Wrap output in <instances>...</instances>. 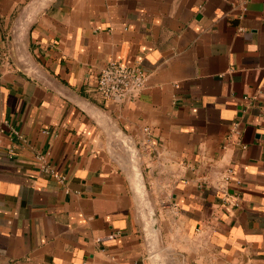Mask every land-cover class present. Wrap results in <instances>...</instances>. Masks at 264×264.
I'll return each mask as SVG.
<instances>
[{
	"label": "crops",
	"instance_id": "crops-1",
	"mask_svg": "<svg viewBox=\"0 0 264 264\" xmlns=\"http://www.w3.org/2000/svg\"><path fill=\"white\" fill-rule=\"evenodd\" d=\"M0 264H264V0H0Z\"/></svg>",
	"mask_w": 264,
	"mask_h": 264
},
{
	"label": "built area",
	"instance_id": "built-area-1",
	"mask_svg": "<svg viewBox=\"0 0 264 264\" xmlns=\"http://www.w3.org/2000/svg\"><path fill=\"white\" fill-rule=\"evenodd\" d=\"M147 83V74L136 66L122 65L116 62H110L102 67L96 76L95 91L106 101L115 103L130 102L137 98L139 93L145 88ZM143 131L148 133V128ZM231 132L239 135L240 123L236 122L231 128ZM13 135L22 140V136L15 129H12ZM39 163V170L43 173L52 175L60 181L62 177L58 176L48 164L45 163L41 155L35 156ZM235 206H239V201L236 198Z\"/></svg>",
	"mask_w": 264,
	"mask_h": 264
},
{
	"label": "water",
	"instance_id": "water-1",
	"mask_svg": "<svg viewBox=\"0 0 264 264\" xmlns=\"http://www.w3.org/2000/svg\"><path fill=\"white\" fill-rule=\"evenodd\" d=\"M141 209V217L143 215L144 221H143V231L144 235L148 244L149 249H154V247L160 245V238L158 237V227L156 226V223L153 221V211L152 208L149 207H140ZM148 209V211H147ZM144 212V213H143ZM151 226L153 227L151 230L146 231V229ZM146 228V229H145ZM153 251V250H151Z\"/></svg>",
	"mask_w": 264,
	"mask_h": 264
},
{
	"label": "rangeland",
	"instance_id": "rangeland-1",
	"mask_svg": "<svg viewBox=\"0 0 264 264\" xmlns=\"http://www.w3.org/2000/svg\"><path fill=\"white\" fill-rule=\"evenodd\" d=\"M153 227H151V226H149L147 229H146V231H149V230H151ZM160 245H162V243H161V241H160Z\"/></svg>",
	"mask_w": 264,
	"mask_h": 264
},
{
	"label": "bare ground",
	"instance_id": "bare-ground-1",
	"mask_svg": "<svg viewBox=\"0 0 264 264\" xmlns=\"http://www.w3.org/2000/svg\"><path fill=\"white\" fill-rule=\"evenodd\" d=\"M35 7V6H34Z\"/></svg>",
	"mask_w": 264,
	"mask_h": 264
}]
</instances>
